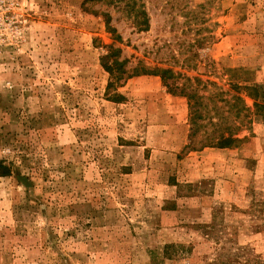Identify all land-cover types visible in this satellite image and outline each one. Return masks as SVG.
<instances>
[{
    "label": "rangeland",
    "instance_id": "rangeland-1",
    "mask_svg": "<svg viewBox=\"0 0 264 264\" xmlns=\"http://www.w3.org/2000/svg\"><path fill=\"white\" fill-rule=\"evenodd\" d=\"M3 2L0 264H264V120L190 150L185 97L152 74L108 86L102 66L112 45L129 70L262 100L264 0Z\"/></svg>",
    "mask_w": 264,
    "mask_h": 264
},
{
    "label": "trees",
    "instance_id": "trees-1",
    "mask_svg": "<svg viewBox=\"0 0 264 264\" xmlns=\"http://www.w3.org/2000/svg\"><path fill=\"white\" fill-rule=\"evenodd\" d=\"M141 22L144 23L142 27L147 28L148 19L143 17ZM106 23L108 31L114 38L118 41L121 40V35L110 24L109 15L106 16ZM107 49L108 52L103 57L102 66L110 75L108 86L134 75L152 74L160 77L167 92L187 99L189 119L187 147L190 150L204 147L230 148L237 146L245 138V136L240 137L239 134L250 124L251 114L258 115L264 120V99H259L261 89L257 84L232 83L230 85L232 93L228 97L223 96L227 91L222 90L214 95L205 96L200 93L198 84L201 80L197 77L181 75L171 67L136 65L129 70L126 68L129 60L125 57L120 58V48L110 45ZM180 75L184 76L183 82H179ZM243 94L252 99L251 105L245 102ZM120 97V93L113 95V99ZM201 132L202 135L198 136ZM11 171V166L0 159V176H8ZM169 247L170 245H166L165 250L167 251Z\"/></svg>",
    "mask_w": 264,
    "mask_h": 264
},
{
    "label": "built area",
    "instance_id": "built-area-1",
    "mask_svg": "<svg viewBox=\"0 0 264 264\" xmlns=\"http://www.w3.org/2000/svg\"><path fill=\"white\" fill-rule=\"evenodd\" d=\"M3 1H4V0H0L1 4H3V3H4Z\"/></svg>",
    "mask_w": 264,
    "mask_h": 264
}]
</instances>
